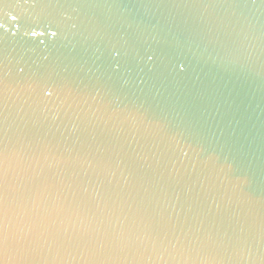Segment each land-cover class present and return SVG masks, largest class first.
I'll use <instances>...</instances> for the list:
<instances>
[{"label": "water", "instance_id": "water-1", "mask_svg": "<svg viewBox=\"0 0 264 264\" xmlns=\"http://www.w3.org/2000/svg\"><path fill=\"white\" fill-rule=\"evenodd\" d=\"M0 70L2 264H264V0H0Z\"/></svg>", "mask_w": 264, "mask_h": 264}, {"label": "snow or ice", "instance_id": "snow-or-ice-1", "mask_svg": "<svg viewBox=\"0 0 264 264\" xmlns=\"http://www.w3.org/2000/svg\"><path fill=\"white\" fill-rule=\"evenodd\" d=\"M16 19V17H12ZM114 56H120L116 49ZM148 61L153 60V56L147 57ZM121 64L117 62L115 69H119ZM4 71L0 70V81L3 80ZM51 96L50 91L46 92ZM2 115V113H0ZM21 157L13 159L9 155V146L5 143L3 132V121L0 120V253H2L5 244L11 240L19 249L23 251L33 250L38 247H45L49 244V239L45 237L47 229L41 231V228L35 224L26 223L20 219L15 209L21 205L18 204L15 190L9 186L8 178L17 175V169L20 167ZM99 248L104 247V241L97 239L95 241ZM264 259V256L261 257ZM2 264V261H0Z\"/></svg>", "mask_w": 264, "mask_h": 264}]
</instances>
